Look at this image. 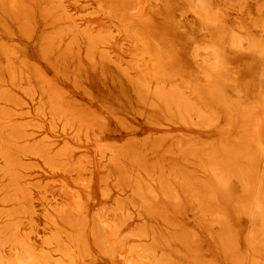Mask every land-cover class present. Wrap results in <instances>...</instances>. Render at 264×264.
<instances>
[{"label":"rangeland","instance_id":"obj_1","mask_svg":"<svg viewBox=\"0 0 264 264\" xmlns=\"http://www.w3.org/2000/svg\"><path fill=\"white\" fill-rule=\"evenodd\" d=\"M56 1L18 2L25 5L29 17L23 33L21 22L0 7V94H4L0 98V133L5 140L16 132L27 136L17 142L12 156L24 166L20 169L24 176L20 186L28 199L21 207L18 188L9 189L13 184L8 185L10 179L1 174L0 226L7 222L17 224L19 235L29 237L36 250H45L59 259L61 255L55 248L43 243L45 237L58 233L63 244L71 243L75 232L68 222L58 219L57 225L51 226L48 220L54 208L70 203L71 198L61 191L66 187L85 205L83 213L74 215L73 220L84 217L83 235L89 255L76 249V264H127V258H137L136 253L130 255V249L138 247L151 252L148 255L162 264H264V226L259 227L258 242L250 248L245 243L250 226L243 218L252 195L259 193L264 198V156L256 149V142L264 141V131L254 134L251 130L252 121L259 114L264 117L259 104L264 96V61L229 47L234 33L264 41V0H208L211 11L216 10L213 12L219 17L217 22L199 20L193 15L189 10L195 3L191 0H149L147 4L140 0L139 5L144 8L141 17L145 21L147 16L149 21L146 19V25L139 22L138 28L149 30L147 33L162 41L167 51L178 49L174 54L180 69H185L186 81L176 77L168 87L178 88L191 106H200L206 117L201 122L194 113H167L166 105L152 93H136L140 69L149 68L150 58L141 57L136 42L118 33L120 20L100 8L99 2L105 0ZM161 6L163 10L159 11ZM65 16L82 30L106 31L113 39L101 50L107 51L112 61L101 60L100 54L89 59L84 41L73 52H66L72 41L69 34L62 42L45 47V38L68 28ZM211 42L222 49L229 61L214 83L202 80L203 64L195 65L190 55L193 43L198 44V51ZM198 52L202 61L205 51ZM140 61H145V66ZM136 63L143 68L133 70ZM247 112L252 117L245 116ZM56 113L62 115V120ZM212 114L215 122L209 118ZM66 120L83 126L82 132L65 128ZM44 140L53 145L55 152L65 147L76 149L75 159L87 157V170H66L65 161L61 170H54L53 161L38 158L31 151L34 144ZM19 148L26 152L19 154ZM102 148L112 150L116 157L112 159L109 151L102 154ZM4 166L0 159V170ZM211 168L235 177L248 190L242 191L234 181L231 194L222 193L209 174ZM38 185L42 188L38 189ZM106 192L108 198L103 196ZM101 214L102 221L109 219L106 223L123 220L120 237H125V252L110 256L102 246L103 235L106 237L111 231L101 226ZM132 231L140 236L128 237ZM10 253L7 249L6 254Z\"/></svg>","mask_w":264,"mask_h":264},{"label":"bare ground","instance_id":"obj_2","mask_svg":"<svg viewBox=\"0 0 264 264\" xmlns=\"http://www.w3.org/2000/svg\"><path fill=\"white\" fill-rule=\"evenodd\" d=\"M0 1H4L2 4H0L5 12L6 11H9L8 13L11 14V16L16 19V21L19 20V22H21V33H23V30L22 29H26L27 26H28V16H27V12L25 11V5H18L21 0H0ZM56 1V0H55ZM152 1V0H151ZM193 1L195 4H194V7H192V9H190L189 11L195 15L199 20H207V21H211V22H217V20L219 19V17L217 16V14H215V12L213 11H216L213 9V11H211V6L208 2V0H204L203 3L200 2V0H191ZM57 2V1H56ZM139 2L140 0H105L104 1H101L99 3L100 4V8L102 10V12L106 13L107 15L109 16H113L116 19H119L120 20V23H121V26L120 27V30L118 33H121L123 34L127 39H130L132 40L133 42H136L135 44H137V47H138V50L140 52V55L141 57H148L150 58V66L149 68L147 67L145 69V71H143L142 69H140L141 67L140 64L142 63V65L145 66V61L141 62L140 64L136 63V65L133 67V70H139L140 69V78L136 81V90L137 91L136 93L140 96V94L142 93V91L145 93V94H151L154 96V98H157L159 99V102L161 103H164L166 105V112L167 113H171V112H174V111H177L178 113H194L195 116L197 117V119L201 122L203 121L205 117L204 115V111H202L198 106L194 107L190 105L189 101H187L185 98H184V95L181 93V91L176 88L175 86L172 87H168V84L170 83V81L172 82L173 79H175L176 77H179L180 79L186 81L183 77V72L184 70H181L180 67L178 66V62L176 61V56H175V52L172 53V50L170 49L171 52H169V50L167 51V49L163 46L162 44V41H158L157 39H154L153 37L150 36V34H148L147 32H149V30L145 31V29H140L138 28V25H139V22H141V24H144L146 25L145 21L147 18V16H145V21L144 19H142L141 15L143 13V9L144 8H141V4L139 5ZM148 3L149 0H145L144 3ZM142 3V4H144ZM146 3V4H147ZM152 3V2H150ZM104 4H106V6H104ZM185 4V3H184ZM183 4V5H184ZM165 5V4H164ZM31 6V5H30ZM60 6V2L57 3V7ZM167 6V5H166ZM165 6V7H166ZM169 6V5H168ZM181 6V5H180ZM185 6V5H184ZM183 6V7H184ZM187 6V5H186ZM185 6V8H186ZM19 7V8H18ZM164 7V6H163ZM182 7V6H181ZM182 7V8H183ZM189 7H191L189 5ZM59 8V7H58ZM161 7H159V11H161ZM158 9V8H157ZM167 9V8H166ZM169 9V7H168ZM56 10V9H55ZM155 10V9H153ZM151 10V11H153ZM163 10V8H162ZM174 10V9H173ZM180 10V9H179ZM184 10V9H183ZM30 11V10H29ZM44 11V10H43ZM157 11V10H156ZM158 11V13H159ZM166 11V10H165ZM170 11V10H169ZM168 11V12H169ZM178 10H176L177 12ZM181 11V10H180ZM219 11V10H217ZM64 12V11H63ZM171 12L172 11V8H171ZM220 12V11H219ZM223 12V11H221ZM29 13V12H28ZM145 13V12H144ZM155 13V12H154ZM161 13V12H160ZM165 13V12H164ZM181 13V12H180ZM218 13V12H217ZM45 14V13H44ZM60 14V13H59ZM148 14V13H146ZM163 14V12H162ZM166 14V13H165ZM223 14V13H221ZM220 14V16H221ZM52 15V14H51ZM144 15V14H143ZM142 15V16H143ZM159 15V14H157ZM161 15V14H160ZM164 15V14H163ZM167 15V14H166ZM166 15L164 17H166ZM183 15V13H182ZM180 16L183 18V16ZM188 15V14H186ZM223 15L226 16V14L224 13ZM43 16V15H42ZM69 16V15H68ZM151 16V15H150ZM57 17V16H56ZM66 17V16H65ZM163 17V16H162ZM179 17V19H180ZM222 17V16H221ZM44 18V17H43ZM59 18V17H58ZM151 18V17H150ZM160 18V17H159ZM47 19V18H46ZM66 20L69 21V25H68V28L67 29H58L54 32V34L50 37H47L44 39V44H45V47L46 46H53V43L55 42H59L63 40V37H65V35L69 34L71 35L72 37V41L70 42V44L65 48V51L68 52V53H71L75 50L76 47L80 46L79 42H83L84 41V44L86 43V55L89 57V59H93L94 56H96L97 54H100V57H101V60L105 61V62H110L112 61L111 59V56L109 57V54L107 53V51L105 50H101V47L102 46H107L110 41L113 39L111 38V36L108 35V33L106 31H98V32H93L91 30H82L80 28H78L75 24V22L73 21V19L71 17H66L65 18ZM163 19V18H162ZM164 19H167V18H164ZM185 19V18H184ZM188 19V18H187ZM195 19V18H194ZM148 20V19H147ZM178 20V19H177ZM144 21V22H143ZM149 21V20H148ZM66 22V21H65ZM177 22V21H176ZM175 22V23H176ZM181 22V21H180ZM187 22V20H186ZM63 23V22H62ZM118 23V22H117ZM166 23V21H165ZM182 23V22H181ZM192 23V22H191ZM177 24V23H176ZM193 24V23H192ZM149 25V24H148ZM263 25V24H262ZM173 26V25H172ZM175 26V25H174ZM173 26V27H174ZM181 26V25H180ZM66 27V26H65ZM144 27V26H143ZM142 27V28H143ZM152 27V26H151ZM171 27V26H170ZM178 27V26H177ZM117 28V27H116ZM146 28V26L144 27ZM149 28V27H148ZM176 28V27H175ZM147 29V28H146ZM150 29V28H149ZM177 29V28H176ZM180 29V28H179ZM264 29V27L262 28ZM172 30H174V28H172ZM181 30V29H180ZM176 31V30H175ZM178 31V29H177ZM157 32V31H156ZM178 33V32H177ZM175 33V34H177ZM180 33V32H179ZM120 34V35H121ZM157 34V33H156ZM174 34V36H175ZM66 35V36H67ZM163 35V34H162ZM248 37H251V35H247ZM233 37H236L237 39L239 37H237V35L234 33L233 36L231 37V39ZM255 38V37H253ZM166 39V38H165ZM157 40V41H156ZM60 42V43H61ZM1 43V42H0ZM169 43V42H168ZM241 43H243V41H241ZM255 44L256 46L260 47L261 49H264V41H257L255 39ZM78 45V46H77ZM83 45V44H81ZM209 46H215V47H209ZM233 46L235 47H239L240 45H236L234 44ZM3 48V46H2ZM79 48V47H78ZM136 48V46H135ZM200 48V47H199ZM200 50H203L205 51V56H204V59L202 60V63L200 64L199 63V66L201 65L202 67V64H203V67L200 68L201 69V73L202 76H204V78L202 80H209L210 82L214 83L217 79H220L221 78V73L224 71L225 69V66L229 65V61H228V58L226 55L223 54L222 52V49L217 46V44L211 42L210 44L204 46V47H201L198 51ZM78 51V49H77ZM174 51V50H173ZM7 52V50H6ZM6 52L4 54H6ZM134 52V51H133ZM137 52V55H139L138 51ZM54 53V52H53ZM216 53V55L214 56L213 54ZM7 54H10L7 52ZM12 54V53H11ZM66 54V53H65ZM264 54V53H262ZM136 55V56H137ZM201 55V54H200ZM9 56V55H8ZM86 56V57H87ZM135 56V55H134ZM133 56V57H134ZM135 56V57H136ZM179 56H181L179 54ZM177 56V57H179ZM202 56V55H201ZM139 57V56H138ZM140 58V57H139ZM147 58V60H149ZM181 58V57H180ZM9 59V58H8ZM7 59V60H8ZM88 59V60H89ZM145 59V58H143ZM213 59H216L218 65H219V71H216V72H212L208 69L207 65L210 64ZM24 61V60H23ZM136 61V59H135ZM264 61V60H263ZM139 62V61H138ZM182 62V61H180ZM24 63V62H23ZM133 63V62H132ZM118 65V63H116ZM177 64V65H176ZM180 64V63H179ZM198 64V63H197ZM8 65V64H6ZM147 65V63H146ZM184 65V64H183ZM121 66V65H120ZM179 68H178V67ZM9 68V66H8ZM16 68V67H15ZM119 68V67H118ZM143 68V67H142ZM182 68V67H181ZM120 69V68H119ZM183 69V68H182ZM187 69V68H186ZM124 70V69H122ZM132 70V69H131ZM191 70V69H190ZM22 71V70H21ZM125 71V70H124ZM123 71V72H124ZM129 71V70H128ZM127 71H125V74ZM199 73V72H198ZM129 74V73H128ZM187 74V73H186ZM199 74V75H200ZM15 75V74H14ZM13 75V76H14ZM21 76V75H20ZM127 76V75H126ZM129 76V75H128ZM127 76V77H128ZM28 77V76H27ZM139 77V76H138ZM189 78V77H187ZM201 78L198 76V79ZM3 79V78H2ZM15 80V79H14ZM131 80V79H130ZM178 80V79H177ZM200 80V79H199ZM206 80V81H207ZM176 81V79H175ZM181 81V80H180ZM190 81V79H189ZM201 81V80H200ZM131 82V81H130ZM182 82V81H181ZM180 82V83H181ZM204 82V81H202ZM209 82V83H210ZM12 83V82H11ZM152 83H154V89L151 88V85ZM178 83V81H177ZM184 83V82H183ZM183 83H182V86H183ZM207 83V82H205ZM211 83V84H212ZM132 84V82H131ZM208 84V83H207ZM210 84V87L213 86ZM5 85V83H4ZM134 85V86H135ZM172 85V84H171ZM187 85L189 86V83L187 81ZM203 85V84H202ZM181 86V87H182ZM185 86V85H184ZM209 88V86H208ZM186 89V88H185ZM188 89V88H187ZM211 88H209L210 90ZM190 90V89H189ZM213 91V90H212ZM8 92V91H7ZM194 92V91H193ZM198 92V91H197ZM194 94V93H193ZM192 94V95H193ZM3 93L0 94V98L3 97ZM199 95V94H198ZM152 96V97H153ZM10 97V96H9ZM57 97V96H56ZM200 97V96H199ZM262 97V96H260ZM207 98V97H206ZM9 99V98H8ZM56 99V98H54ZM52 98V100H54ZM197 99H200L197 97ZM50 102V101H49ZM199 102H201V100H199ZM10 103V102H9ZM48 103V102H47ZM261 103V106L263 107V115H264V96L261 98V102H259V104ZM44 104V102H43ZM53 104V103H52ZM57 104V103H55ZM239 105V104H238ZM258 105V104H257ZM235 106V105H234ZM241 106V105H240ZM243 106V105H242ZM251 106V105H249ZM254 105H252L253 107ZM46 107V106H45ZM232 108V107H231ZM235 108V107H233ZM238 108V107H237ZM241 108V107H240ZM255 108V106L253 107ZM59 109V108H58ZM243 109H245V107H243ZM242 109V111H244ZM262 109V108H261ZM50 110V109H49ZM52 110V108H51ZM252 110V109H251ZM256 110V109H255ZM241 111V110H240ZM246 111V110H245ZM250 111V110H249ZM248 111V112H249ZM52 112V111H51ZM64 112V111H63ZM247 112V113H248ZM251 112V111H250ZM253 112V110H252ZM60 113V112H59ZM213 113V112H211ZM216 114V112H214ZM240 113V112H239ZM244 113V112H243ZM245 113V114H247ZM255 113V112H253ZM8 114V112H7ZM67 114V112H66ZM207 114V113H206ZM242 114V113H241ZM240 116H242V120L244 121L245 119V116L247 117H252V114L248 113V115H245L243 116V114ZM259 114V113H258ZM257 114V115H258ZM53 115V114H51ZM57 115V113L55 114ZM64 115V114H63ZM255 115V114H254ZM260 115V114H259ZM59 120H62V115L59 114L57 115ZM65 116V115H64ZM211 116V115H210ZM209 118L213 119V122H215V117L214 115L212 114V116ZM236 116L239 117V115L237 114ZM235 116V117H236ZM256 116V115H255ZM255 116L253 117V119L255 118ZM56 117V116H55ZM53 117V118H55ZM244 117V118H243ZM6 118V117H5ZM181 118V117H180ZM240 118V117H239ZM238 118V119H239ZM57 119V118H56ZM1 120V118H0ZM3 120V119H2ZM58 120V119H57ZM237 120V119H236ZM247 121L248 120H251V119H246ZM240 121V120H239ZM5 122V120L3 121ZM212 122V121H211ZM210 123V122H209ZM2 124V123H1ZM7 124V122L5 123ZM208 124V123H207ZM4 126V125H3ZM2 127V126H1ZM65 128H71V129H74L76 128L77 129V133H81L82 132V128H84L83 126L79 125L78 123H70L68 120L65 121ZM87 129V128H86ZM1 130V129H0ZM88 130V129H87ZM85 130V131H87ZM90 130V129H89ZM3 132V131H2ZM19 132V131H18ZM76 132V130H75ZM17 133V132H16ZM11 133L9 134V137H7V139H3L1 137V134L3 133H0V159L4 161L5 163V166L4 168H2L0 170V175L4 173L5 177H7L9 180L8 182V185L9 184H13L10 188H14L16 187V193L18 194L19 197H17L18 199L20 198V206L23 207L26 203H27V198L24 196L25 195V192L23 190V188L20 186L21 184V181L23 180L24 176H22V174L20 173V169H23V164L21 163V161L17 158V157H13L12 156V151L14 149L15 146H17V142L20 141V140H24L26 139V135H24L23 133L19 132V133ZM87 133V132H86ZM84 132V135L86 134ZM89 133V132H88ZM7 134V133H6ZM89 136V134H88ZM5 137V136H4ZM76 138V137H75ZM86 139L87 136L85 137ZM80 139V138H79ZM90 139V138H89ZM88 139V140H89ZM99 139V138H98ZM87 140V141H88ZM80 141V140H79ZM82 141V140H81ZM95 142V140H94ZM97 142V141H96ZM95 142V143H96ZM88 143V142H87ZM86 144V143H85ZM105 144V143H104ZM98 145V143H97ZM111 146V145H110ZM79 150V149H78ZM232 150V149H231ZM31 151L33 153L34 156L38 157V158H44V157H47L49 158L51 161L54 162L55 165H53L54 167V170H57V169H60L61 168V165H62V161H65L67 163V166H65V169L66 167H68V169H71V170H74V172H78V173H84L86 170H87V163H88V159L87 157H80L78 159H75L74 156H75V151L72 147H65L61 150H58V151H54L53 150V145H51L49 142H46L45 140L44 141H41V142H37L36 144H34L31 148ZM54 151V152H53ZM102 151V154H104L105 152H111L110 154L112 155V159H114L116 156L114 154V152L108 148H102L101 149ZM100 151V152H101ZM228 151V150H227ZM26 152V149L25 148H19V154H24ZM234 152V151H233ZM232 152V153H233ZM17 153V152H16ZM97 153V152H96ZM229 153V152H228ZM227 153V154H228ZM231 153V154H232ZM237 153V152H236ZM18 154V155H19ZM118 155V154H117ZM106 157V156H105ZM216 157V155H215ZM100 159V158H99ZM110 159V158H109ZM214 159V158H212ZM228 159V158H227ZM236 160V159H235ZM66 165V164H65ZM226 165V164H225ZM223 166V165H222ZM235 166V165H234ZM233 166V167H234ZM220 167V166H219ZM64 169V170H65ZM61 170V169H60ZM62 170V171H64ZM67 170V169H66ZM219 170V169H218ZM217 170V171H218ZM66 172V171H64ZM109 172V171H108ZM250 174V173H249ZM80 175V174H79ZM245 175V174H244ZM248 176V175H247ZM242 178H243V175H242ZM246 178V177H245ZM79 180V179H78ZM79 182V181H78ZM84 182V181H83ZM245 182V181H244ZM85 183V182H84ZM83 183V184H84ZM81 185V184H80ZM85 185V184H84ZM149 185V184H148ZM249 185V184H248ZM140 186V185H139ZM131 187V186H130ZM38 189L42 188L40 185L37 186ZM70 189V188H69ZM68 188L64 187L61 191L64 193V195L66 194L68 197L71 198L70 200V203L66 204V205H63L59 208H54L53 209V213L54 214H50L49 215V222L51 224V226H56L57 225V222H58V219H61L62 221L64 222H68L69 226L72 227V229L74 230V234L70 237L69 241L71 242L69 245L67 244H63L61 242V235L60 233L58 234H55V235H52L50 236L49 238L45 237L46 240H44V245L45 247H54L55 248V252L58 254L61 255V257L59 259H55L53 257L52 254L49 253H46V255L52 260L55 262V264H76L75 261L76 260V257H77V254L75 255L74 254V251L76 249H81L82 252L86 253V255L89 253H87V247H86V244H85V236L83 235V232H84V228L86 227L85 223L83 222L82 219H84V217H82L81 220H73V217L74 215H80L83 213V210H84V204L81 202L82 201V198H79L77 197V195L75 194H72L70 192ZM120 189V188H119ZM248 190V189H247ZM111 191V190H110ZM137 192V191H136ZM161 192V191H160ZM74 193V192H73ZM80 193V192H79ZM156 193V192H154ZM205 193V192H204ZM77 194V193H76ZM213 194V193H212ZM79 195V194H78ZM211 195V194H210ZM105 198H108V193H104L103 195ZM141 196V195H140ZM208 196V195H207ZM43 197V196H42ZM156 197V196H155ZM15 198V199H17ZM110 198V196H109ZM133 198V197H132ZM139 198V197H138ZM81 199V200H80ZM211 199V198H209ZM130 203V202H129ZM145 203V202H144ZM151 203V202H150ZM152 204V203H151ZM121 207V206H120ZM148 207V206H147ZM18 208V207H17ZM19 209V208H18ZM106 209V208H105ZM113 210V209H112ZM147 210V209H146ZM19 211V210H18ZM119 211V210H118ZM14 212V211H13ZM112 212V211H111ZM24 213V212H23ZM124 213V212H123ZM127 213V212H126ZM132 213V212H131ZM130 213V214H131ZM9 216L11 215L10 213H7ZM13 215V214H12ZM104 216V215H103ZM12 217V216H10ZM14 217V216H13ZM102 217V214L100 216V218ZM76 218V217H75ZM103 218V217H102ZM102 218H101V221H102ZM126 218V217H125ZM105 219V218H104ZM127 219V218H126ZM131 219V218H130ZM109 220V219H108ZM108 220L106 221H102L101 223V226L103 228H109V229H105V231L109 232V230L111 231L110 233L111 234H108L106 233V237L103 235V238H102V243L105 248V250L107 251L108 254L111 255H114L115 253H118L120 251V253L122 252H125L126 249L123 250V247H124V243H123V240L124 238L122 239L120 237V230L122 229L121 226L122 224V221H117V222H112V223H106L108 222ZM16 223V221H15ZM127 223V221H126ZM124 226V225H123ZM122 226V227H123ZM17 224L16 226L14 224H11V223H6L5 225L3 226H0V243L3 244V251H4V254L6 256H8L9 258L13 257L14 254L16 253L17 251V242L18 241H25L32 249L36 250L35 246L32 244L31 240L29 239V237H26V236H21L19 235L18 233V229H17ZM21 227V226H20ZM95 228V227H94ZM98 230V229H97ZM96 230V231H97ZM133 232V231H132ZM135 232V231H134ZM131 233L128 237L130 236H136L139 237L137 235V232L136 233ZM141 232V231H140ZM86 233V232H85ZM95 234V233H94ZM98 233L96 232V235ZM26 235V234H25ZM144 235V234H143ZM65 236V235H64ZM108 236V238H107ZM101 238V237H100ZM135 238V237H134ZM144 238V237H143ZM139 239V238H138ZM141 239V238H140ZM101 240V239H100ZM128 240V239H127ZM152 243V242H151ZM136 244V243H135ZM88 245V244H87ZM130 245V244H129ZM144 245V244H143ZM147 245V243L145 244ZM152 245V244H151ZM145 247V246H144ZM125 248V247H124ZM133 248V247H132ZM7 249L10 250V254L7 255L6 254V251ZM45 249V248H44ZM152 249V248H151ZM150 249V250H151ZM38 250V249H37ZM123 250V251H121ZM45 251V250H44ZM47 251V249H46ZM78 251V250H77ZM129 251V250H128ZM80 253V251H79ZM130 255L133 254V253H136L137 255V258H134L135 259H131V258H127L128 260L126 261V259H122V262L126 261L127 264H144L143 262L147 261L148 264H162L161 261L155 259L153 257V255H148L149 252L148 250H145L143 248H136V249H130L129 251ZM56 254V255H57ZM83 254V253H82ZM125 254V253H124ZM152 254V253H151ZM76 257H75V256ZM89 255V254H88ZM119 255V254H117ZM127 255V254H126ZM135 255V256H136ZM116 256V254H115ZM120 256H123L122 254ZM128 256V255H127ZM164 257V256H163ZM165 258V257H164ZM166 260V259H165ZM169 260V259H168ZM146 263V262H145ZM171 263V262H170ZM125 264V262H124ZM164 264V263H163Z\"/></svg>","mask_w":264,"mask_h":264},{"label":"clouds","instance_id":"obj_3","mask_svg":"<svg viewBox=\"0 0 264 264\" xmlns=\"http://www.w3.org/2000/svg\"><path fill=\"white\" fill-rule=\"evenodd\" d=\"M201 3L204 0H200ZM237 37H233L229 41V47L237 53H251L264 60V49L256 46L255 38L248 36H241L237 34ZM243 41V43H241ZM234 44L240 45L239 47L233 46ZM215 47V46H209ZM198 44L193 43V49L191 52V58L196 65L199 60L200 53L197 51ZM214 56L216 53L213 54ZM208 69L212 72L219 71V65L216 59L207 65ZM264 78V72L261 73V79ZM251 130L254 134H259L264 131V117L257 116L252 121ZM256 149L258 153L264 156V141L256 142ZM209 174L212 175L217 188L224 194H231V189L234 181L240 184L241 190L246 191L247 185L243 182L236 180L235 177L221 173L214 168L209 169ZM243 218L249 222V232L246 234L245 243L248 247H254L258 242V229L264 226V198H261L259 193L251 196L247 208L244 210ZM0 264H55L47 255L44 250H34L25 241L21 240L17 242V251L13 257L9 258L4 254L3 244L0 243Z\"/></svg>","mask_w":264,"mask_h":264}]
</instances>
